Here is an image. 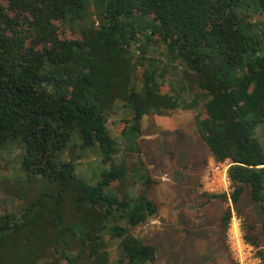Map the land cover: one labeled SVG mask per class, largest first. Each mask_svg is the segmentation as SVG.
Returning <instances> with one entry per match:
<instances>
[{
  "label": "trees",
  "instance_id": "1",
  "mask_svg": "<svg viewBox=\"0 0 264 264\" xmlns=\"http://www.w3.org/2000/svg\"><path fill=\"white\" fill-rule=\"evenodd\" d=\"M253 1L264 15V0ZM92 2L101 7L100 27L87 23ZM244 3L0 0V149L21 142V164L29 180L44 177L59 184L55 193L38 195L21 215H0V264L17 261L20 248L34 252L32 239L49 238L48 232L59 237L64 249L76 250L62 252L68 264L83 259L88 264L155 263L157 247L130 227L156 214L158 206L147 192L135 197L117 192L126 166L113 163L89 184L77 175L73 161L60 156L76 136L85 148L98 146L104 163L113 158L118 142L107 125V108L115 93L131 109L118 131L134 139L151 112L194 110L198 132L214 160L230 162V197L237 211L246 188L258 206L260 234L251 223H244L243 230L256 254L264 256V26L255 34ZM140 35L166 46L200 76L192 101L182 99L149 68L139 91L123 90L117 79L125 68L154 62L148 43L139 44ZM133 44H138V56ZM184 75L189 77L187 70ZM68 200L75 212L70 222L64 211ZM231 216L230 209L223 216L225 235ZM27 240L29 248L22 242ZM111 245H116L117 257L111 255Z\"/></svg>",
  "mask_w": 264,
  "mask_h": 264
},
{
  "label": "rangeland",
  "instance_id": "2",
  "mask_svg": "<svg viewBox=\"0 0 264 264\" xmlns=\"http://www.w3.org/2000/svg\"><path fill=\"white\" fill-rule=\"evenodd\" d=\"M258 10L253 0H245L243 12L249 15L247 21L254 23L255 34L260 35L264 15ZM100 12V4L92 2L87 23L100 27L103 22ZM139 41V44L148 43V57L154 62L151 66L138 63L132 69L125 68L123 78L117 79L123 90L129 92L134 88L139 91L144 70L149 68L156 70L160 82H170L182 99L192 101L194 94L199 92L200 76L175 59L166 46L148 40L145 35H140ZM137 47L138 44H133L131 48L138 56ZM136 55L134 61H138ZM185 70L189 73L187 78ZM122 98L115 93L107 108V125L118 142L113 158L104 163L98 146L85 148L75 136L61 152V159L73 161L77 175L89 184H95L101 172L113 163L126 166L125 180L119 183L117 192L130 197L147 192L158 206L156 214L139 226L130 227L134 235L157 247L154 264H236L227 247L223 216L234 208L243 225L255 224V233L260 234V213L249 189L246 188L241 196L240 212L226 192L208 190L207 172L218 163L198 132L194 110L179 107L164 115L151 112L143 117L141 131L134 139L131 134L124 136L118 131L120 121L131 116V109ZM199 105L203 107L202 103ZM22 154L19 141L0 149V215H21L38 195L55 193L59 189L57 182L44 177L29 180L22 168ZM222 163L223 167L229 168V161ZM206 192L227 197H209L204 195ZM71 204L68 200L64 205L69 222L75 216ZM48 233L49 238L32 239L34 252L20 248L21 255L13 264H68L62 258V252L72 255L76 250L71 246L64 249L58 243L59 237L53 232ZM68 239L71 240V236ZM22 242L29 248V240ZM110 251L117 257L116 245H111ZM78 264H88V261L79 260ZM260 264H264V256Z\"/></svg>",
  "mask_w": 264,
  "mask_h": 264
},
{
  "label": "built area",
  "instance_id": "3",
  "mask_svg": "<svg viewBox=\"0 0 264 264\" xmlns=\"http://www.w3.org/2000/svg\"><path fill=\"white\" fill-rule=\"evenodd\" d=\"M217 162V161H216ZM226 162V161H225ZM211 167L207 172L208 190L226 192L228 197L232 191V183L228 175V167L222 162ZM226 243L236 264H260L262 258L256 254L254 245L245 237L242 218L232 208V216L226 231Z\"/></svg>",
  "mask_w": 264,
  "mask_h": 264
}]
</instances>
